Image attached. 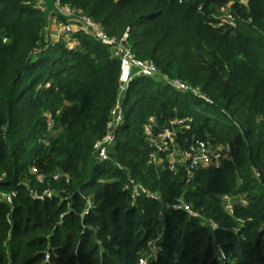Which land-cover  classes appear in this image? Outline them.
I'll return each instance as SVG.
<instances>
[{
    "label": "trees",
    "instance_id": "16d2710c",
    "mask_svg": "<svg viewBox=\"0 0 264 264\" xmlns=\"http://www.w3.org/2000/svg\"><path fill=\"white\" fill-rule=\"evenodd\" d=\"M42 1L0 0V264H139L160 233L148 264H264V0H55L109 37L127 31L158 71L123 93L106 161L95 144L120 99V60L90 35L50 39ZM227 3L236 24L217 27ZM148 125L173 126L179 150L229 144L231 159L187 181L166 154L149 162ZM131 181L161 201L133 198ZM178 200L201 218L165 206Z\"/></svg>",
    "mask_w": 264,
    "mask_h": 264
},
{
    "label": "built area",
    "instance_id": "2783aa9c",
    "mask_svg": "<svg viewBox=\"0 0 264 264\" xmlns=\"http://www.w3.org/2000/svg\"><path fill=\"white\" fill-rule=\"evenodd\" d=\"M180 2L182 0H179ZM240 4H245V0H237ZM233 3H227L218 8V16H217V27H223L224 25H229L231 27L235 26V13L232 10ZM59 6V4H58ZM60 7V6H59ZM61 8V7H60ZM61 10L69 15H74L73 11L69 8L65 7V10L61 8ZM81 19V22H67L59 27L57 35L53 38V41L65 40L68 43L73 40V36L78 33H83L85 35L93 36L96 40H98L101 44L109 46L112 48V53L114 57H117L120 60V99L116 105L114 111V118L108 124L106 135L96 142L95 149L98 152L99 160L106 161L107 160V152L108 148L115 141L114 129L117 127L118 123L122 118V108H121V100L123 93L127 90L130 82L136 76H145V77H153L157 75L158 71L154 66L153 62L150 60H140L135 57L133 54L129 44H128V34L127 31L123 34V36L119 39L114 37H109L104 30L94 21L87 17L78 16ZM5 42V39L3 40ZM77 43V42H76ZM173 87L181 91H192L196 94L198 92L196 90L190 89L189 86L182 83L179 80H169L168 81ZM188 119H180L176 120L173 124L180 125L183 128H187L185 124ZM150 122H152V118H150ZM147 140L149 145L151 146V153L149 155V162L156 163L160 160V154H166L168 158V168L173 171L176 168V165L179 164L183 166L187 173V181H189L194 174V171L197 169L203 168H219L224 161L231 159V146L229 144H222L216 147L211 146L210 144L203 141H195L191 143L187 148L183 150L177 149L175 145V136L176 131L173 126L165 127L158 132L154 133L150 129V125H148L145 129ZM32 172H36L35 169ZM257 178L260 177V173L257 171L255 173ZM62 175L56 173L53 178L58 180ZM65 180H68V176L63 175ZM37 179L39 181L42 180V175H38ZM127 188V186H126ZM131 191L132 197L137 198L141 194H145L146 196L161 201L160 196L155 193L146 190L141 184L131 181ZM54 193L51 190H45L38 198L42 199L43 197H51ZM11 194H3L2 199L11 202ZM36 196V195H35ZM223 200L225 201V208L228 212H232V204L228 196H224ZM165 206L167 208L173 209H181L188 212L191 216L195 218H201L200 213L194 211L188 204L184 203L181 200L166 203ZM91 207V203L88 202V209ZM161 217V214H160ZM207 222V221H205ZM202 224L204 222L202 221ZM210 224L213 228L216 225L210 221ZM163 230V228H162ZM161 240V233L157 235L156 238L150 240L147 243V255L141 258L139 264H148L149 261H155L161 251V246L159 244ZM218 258L220 261H224L226 259V255L222 249L218 251ZM49 260V256H46V261Z\"/></svg>",
    "mask_w": 264,
    "mask_h": 264
},
{
    "label": "water",
    "instance_id": "95a60500",
    "mask_svg": "<svg viewBox=\"0 0 264 264\" xmlns=\"http://www.w3.org/2000/svg\"><path fill=\"white\" fill-rule=\"evenodd\" d=\"M42 5L44 7L45 34L48 32V22L52 15H58L68 22H81L80 17L64 13L55 0H43Z\"/></svg>",
    "mask_w": 264,
    "mask_h": 264
},
{
    "label": "crops",
    "instance_id": "0c3cea01",
    "mask_svg": "<svg viewBox=\"0 0 264 264\" xmlns=\"http://www.w3.org/2000/svg\"><path fill=\"white\" fill-rule=\"evenodd\" d=\"M52 16L55 17V15H52ZM52 16L49 18V22H48V35L50 37L55 36L54 34L59 26V24L57 23V20ZM52 18H54V20Z\"/></svg>",
    "mask_w": 264,
    "mask_h": 264
},
{
    "label": "rangeland",
    "instance_id": "374dc122",
    "mask_svg": "<svg viewBox=\"0 0 264 264\" xmlns=\"http://www.w3.org/2000/svg\"><path fill=\"white\" fill-rule=\"evenodd\" d=\"M63 9L65 10V7H63ZM52 17H54V16H52ZM55 18V17H54ZM54 18H52L53 20H54ZM56 19V18H55ZM57 23L59 24V26H58V28H57V30H56V32H55V36L57 35V32H58V30H59V27L61 26V25H63L64 23H61V22H58L57 21ZM54 36V37H55ZM50 37V36H49ZM54 37H50V39H53ZM77 43H76V41H70L69 43H68V46L69 47H73V46H75ZM181 128H183V127H181ZM176 136H177V133H176ZM176 136H175V145H176V147H177V149H178V145H177V142H176ZM149 146V148L151 149V146L150 145H148Z\"/></svg>",
    "mask_w": 264,
    "mask_h": 264
}]
</instances>
